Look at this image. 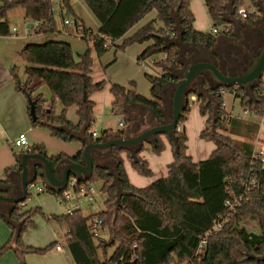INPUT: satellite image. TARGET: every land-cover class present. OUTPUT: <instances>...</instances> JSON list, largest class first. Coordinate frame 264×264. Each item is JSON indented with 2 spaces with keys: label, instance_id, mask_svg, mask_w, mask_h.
Wrapping results in <instances>:
<instances>
[{
  "label": "trees",
  "instance_id": "obj_1",
  "mask_svg": "<svg viewBox=\"0 0 264 264\" xmlns=\"http://www.w3.org/2000/svg\"><path fill=\"white\" fill-rule=\"evenodd\" d=\"M56 1L5 0L0 7V18L4 20L8 11L22 8L28 20L42 24L41 34H57L54 19ZM249 1L252 6L257 7L263 0ZM57 3L63 16L65 11L72 12L71 0H58ZM85 3L100 23L99 33L96 35L86 28L79 18H75L74 23L81 27L82 38L93 42L98 57L121 40L123 42L118 46L119 49L152 42L139 56L140 62L159 53L166 56L160 62L154 60V64L162 68L161 75L146 74L151 83V98L139 94L134 82L129 87L118 84L111 87L113 108L117 113L126 117L124 104L134 103L150 109L158 121L163 122L161 94L166 85H175L182 78V74H176L180 70L178 46L167 42L169 35L175 33L182 43L204 46L208 50L216 46L219 35L202 33L194 28L195 16L190 0H85ZM204 3L213 27L216 28L228 25L225 14L230 3L235 11L234 17H239V9H246L244 0H204ZM153 11L157 14L156 18L126 38ZM256 17L249 15L244 21L252 25ZM10 34L11 29L5 19L0 24V35ZM261 34L252 41L254 49L263 41V33ZM226 35L231 36L232 31ZM20 57L26 64L27 81L24 85L17 82V90L35 104L38 119L33 122L34 127L48 129L52 136L65 142L77 140L79 132H83L85 140L89 142L127 135L124 130H106L100 138L94 139L90 133L95 120V103L91 97L105 86L104 82L96 83L92 78L90 51L82 55L78 62L70 43L53 39L40 43L29 42L21 51ZM243 61L246 60H241L239 56L236 64L226 66L224 63L219 68L225 74L238 75L240 68L235 66L243 64ZM206 82L207 79L203 78L200 86L203 87ZM44 85L52 93L51 102L46 101L42 94L35 95ZM226 90L233 92L234 88ZM235 90V96L241 100L244 109L250 107L257 119L264 114V97L258 90L254 91L255 103L248 101L244 90ZM212 92L216 108L204 95L196 97L200 102L201 115L207 117V127L201 133V138L213 141L216 145L208 160L194 162L187 154L185 123L191 111V104L188 103L174 139L166 137L174 152V162L168 166L166 178L159 179L146 188H136L131 184L121 158V153L128 151L114 147L112 154L118 159L116 173L110 174L107 169L96 166L89 181L81 182L85 186H91L95 181L102 183L101 190L106 197L104 211L89 217L84 216L81 211L72 215L48 217L49 220L66 226V244L75 264H264V167L260 164L255 166L253 159V142L257 139L260 126L258 123L231 119L225 108L221 89ZM57 100L63 106L61 115L55 112ZM71 107L78 108V124L72 123L66 116ZM233 136L249 138L250 142L238 141ZM165 148L162 136H159L152 145V151L161 155ZM144 149L143 147L136 155L130 152L128 155L135 170L141 176L150 178L153 171L149 163L140 156ZM82 151L72 158L64 154L48 157L43 146L32 147V153L45 155L54 165L62 159L80 163ZM8 172L9 169L6 173ZM249 177H254L258 185L246 190L242 183ZM116 184L121 189V194ZM229 190L242 196V203L231 211L225 207L226 200L231 197ZM48 192L58 198L62 195V192ZM36 212L23 211L22 205H18L8 219L2 217L12 233L8 243L0 249V256L15 244L19 250V264H27V255H43L55 248L56 242L46 248L28 247L24 244V234L35 226ZM247 218L257 222L258 231L246 228L244 221ZM96 219L102 221V228L107 231L108 238H94L91 234L90 224ZM221 220L223 228L209 236L204 252L197 254L203 236ZM134 244L138 245L139 260L132 263L130 257ZM111 247L114 251L109 255ZM121 258H124L123 262Z\"/></svg>",
  "mask_w": 264,
  "mask_h": 264
},
{
  "label": "crops",
  "instance_id": "obj_2",
  "mask_svg": "<svg viewBox=\"0 0 264 264\" xmlns=\"http://www.w3.org/2000/svg\"><path fill=\"white\" fill-rule=\"evenodd\" d=\"M202 3L204 6L205 5L204 0H202ZM228 8L229 10L226 12L225 18H227V16L232 17V20L230 21L226 19L228 25L230 24V26H232V33L236 32L237 34L238 30L244 32V35L242 34L241 38H243L245 45H247L251 49L253 47L252 41L255 39V37L257 36L259 37V35H262L261 34L262 32L263 33L262 43H264V3L263 4L259 3L258 15L256 17V20L254 21V24L252 25H249L246 21H244L240 17H234V15H232V12H231L232 10L231 6L229 5ZM191 9L195 15V13H197L196 12L197 10L194 4H191ZM14 10H20V13L13 14ZM202 12L203 11H201L200 13L203 14ZM54 13H55V10H54ZM5 19H7L10 29H12L13 27H17V26H11L12 25L11 22L14 23V22L23 21L24 23H23L22 28L24 27V25L31 26L33 23V21L28 20L25 17V12H24V9L22 8H15V9L8 11L7 17ZM54 19H55V15H54ZM66 20H69L70 22L74 23V21L67 19L63 16L60 26L56 22V27L58 29L57 34L44 33V34H40L38 37H35V39L42 38V37L46 38V40L48 41L56 39V40L68 42L71 44V46H72V43H71L72 40H75V39L82 40L83 39L82 36L78 34V32L82 30L81 27L77 25H70V24L67 25L65 24ZM142 22L136 25L134 29H132L126 35V38L133 35L139 29H141ZM22 28L20 30H22ZM98 28L99 30L97 33H99L100 31L99 22H98ZM90 30H93V29L90 28ZM236 34H233L231 36L220 34L219 35L220 39L218 41V47L213 48L211 50L206 49L204 46L197 47V46H194L193 44H184L180 41L179 36L174 37V38H168L167 40L168 43L175 44L178 46V53H179L178 57L180 60V67H179L180 70L176 71V74L177 75L182 74L181 72L184 69H186L188 66H190L192 62L203 61V58H201L202 54L200 56L201 59L199 58L200 60L193 61V57L197 51L210 53L211 55H215V56L220 55L219 56L220 59L218 61L219 65L220 64L222 65L224 63L226 64V66L229 64H232V65L236 64L238 57L241 56L240 50H237V49L234 50L232 47H231L232 49L227 47V49L224 50L221 46H219V43L221 42L222 43L232 42L234 40L240 39L237 37ZM29 40L25 39L21 35V33H19L18 36L0 35V180H2L0 184H7V183L19 184L20 183V175L22 172V169L20 166V157L26 151L22 148H15L11 142L12 140L16 139V137L20 133H26L27 135L31 137L30 141L32 143V147L36 145L43 146L47 152L48 157H55L61 154H64L71 158L75 157L84 149V146L89 142V140H85L83 132H79L77 134V138H78L77 140L73 142H65L61 139H58L52 136L51 132L48 129L33 126V122L30 117L28 98L24 93L17 90L15 80L13 79L12 74H11L13 62L15 60L19 61V59H21L20 57L21 51L26 46V44L29 43ZM120 42H123V40H121ZM148 43H149L148 45L149 47L152 44V42H148ZM179 43L180 45H178ZM135 46L137 45L133 44L132 46L134 50L135 51L139 50V47H135ZM143 51L139 50L138 56H137L138 58L142 54ZM152 64L153 66L155 65L153 62ZM156 67L159 68L160 66H156ZM144 71H147V69H144ZM161 74H162V71L161 73H157V75L155 76H158ZM209 82H206L203 85V87L198 84L193 85L194 92H192L189 96L190 104L192 102L193 97H198V95L202 94L205 96L208 102L214 104V108L217 107V104L215 102L214 93L212 92L213 90L211 89L210 87L211 85ZM173 91H174V84L170 83L165 86L161 94V102H162L163 111H164V121H163L164 123L169 122L172 118ZM244 92L246 96L248 97V101L250 103L256 102L255 95L249 96L246 93V91ZM101 93L102 92L93 94L91 97L92 101L95 103L94 111L96 112L97 109L99 110V108L102 107L103 111L111 108L112 112H115L113 108L114 96L112 95V93L111 94L108 93L104 96H102ZM143 93L145 96L151 98V95L148 94V92L145 91ZM37 94H39V92H37L35 95ZM199 103L200 102L195 104V106H197L200 111ZM74 108H75V113L77 115V118L72 119V120L69 119V120L74 124H78L79 123L78 108L76 107ZM225 108L228 111L226 103H225ZM124 109L127 113V116L125 117L123 115L124 119H122L120 122L123 121L125 123L124 127L126 129L124 131L126 132L135 130L134 135H136L140 133L141 131L150 127L152 124L159 123L158 119L156 118V115L150 109L142 105H138L134 103L124 104ZM247 111H250V112H247ZM229 114H230L231 119H235L237 121L241 120V121H246L249 123L259 122V120L256 118V116L254 115L250 107H246L245 109L242 107V112L238 114V116H236L237 114H235L234 112H229ZM188 118H189V115H188ZM187 121H189V119ZM120 122H119V126H120ZM206 127H207V121H206ZM185 128H186V133H187L186 124H185ZM205 128L204 129L202 128L203 129L202 131L200 130L201 129L200 128L199 131H201L202 133L205 130ZM11 130H14V132H12ZM262 131H263L262 129L259 130L258 136L261 137L260 133H262ZM90 133H92V135L94 133H97V136L95 137L93 136L94 139H98L101 137L99 130H95L92 132V130L90 129ZM3 138H6V141L8 139V143L4 142ZM236 138H239V137L236 136ZM107 139H110V138H107ZM162 140L164 141L166 145V150L164 151V153H162L161 156H157L149 152V150L152 149V145L154 144L153 142L145 143L144 147L145 148L147 147V148L146 150L144 149L145 151H143L140 154V156L149 163V166L151 170L153 171V176L150 178L141 176L135 170V168L132 166V163L129 159L128 152L121 153V158L124 161V166H125L127 175L129 177V180L131 184L135 186L136 188H140V189L146 188L150 186L152 183H154L155 181L162 179V178H166L168 176V166L174 162V152H173L172 146L170 145L168 138L162 137ZM255 141L256 140H254L253 144L255 143ZM9 144H11L12 148L14 149L13 156H11L9 159H3V157L1 156L5 151H9L8 149ZM215 149H216V145H215ZM215 149L213 150V152L215 151ZM93 155H94V163L96 166H100L102 168L107 169L110 174L116 173L118 159L114 157V155L112 154V149L111 150H95L93 152ZM188 155L193 159L194 162H200V161H204L207 159V157L196 158L190 153L189 149H188ZM69 161L71 160L62 159L58 163L62 162L63 163L62 166H64ZM32 162L34 163V161ZM8 169H9V172L6 173ZM39 178L41 179L40 182L45 188V191H48L45 186L43 177L39 176ZM70 179L78 180L77 178H74V177H71ZM79 182L81 183L82 181H79ZM34 183L32 185H35ZM32 185H30V187ZM0 193H4L5 195H7V193L4 192L3 186L1 185H0ZM38 194H41V193H38ZM58 201H59V198H58ZM82 202H81V206H82ZM11 208H12V205L5 203V202H0V249L6 243H8V241L11 238L12 232L8 228L4 220L2 219V217H5L6 219H8L11 216V214H9V212L11 211ZM88 209L91 210L92 206L89 205ZM81 212L84 214L82 208H81ZM84 216L86 215L84 214ZM89 216H86V217H89ZM104 234L107 235L106 230L103 231V235ZM54 242H56L58 245L59 244L62 245V243L59 241H53L50 244ZM24 244L28 247L31 246V247H36V248H46L47 246L50 245V244L47 245V244L34 243V242H31L30 240H25V239H24ZM18 251L19 250L17 249L16 245L13 244L12 249L8 250L7 252H5L4 255L0 256V264H19L18 253H17ZM52 251L55 253H51V251H49L48 253L43 254V255L29 254L26 256V262L27 264H75L71 256V253H70V258L66 257L67 258L66 259L63 257V255L65 254H63L62 252H57L55 249H52Z\"/></svg>",
  "mask_w": 264,
  "mask_h": 264
},
{
  "label": "rangeland",
  "instance_id": "obj_3",
  "mask_svg": "<svg viewBox=\"0 0 264 264\" xmlns=\"http://www.w3.org/2000/svg\"><path fill=\"white\" fill-rule=\"evenodd\" d=\"M245 1V7L246 9L252 13L253 12V6L251 5L249 0ZM4 0H0V7L3 6ZM191 4L195 5L196 12L195 13V23L194 28L202 33H210L211 28L213 27L212 20L208 14L207 8L205 9V5L203 6L202 0H190ZM71 6H72V12H64V17L67 19H70L72 21L75 20V18H79L81 22L87 27L93 29L94 33L97 35L98 33V21L96 17L93 15V13L90 11L88 6L86 5L84 0H71ZM54 10H55V21L60 26L62 22L63 15L61 13L60 6L55 3L54 4ZM60 11V12H59ZM203 11L201 14L200 12ZM20 13V10H14L13 14ZM201 14V15H200ZM156 12H151L148 14L141 22L142 27H144L146 24H148L151 20L156 18ZM227 20H232V17L227 16ZM22 22H11V26H17L19 29L23 26ZM30 24V23H28ZM140 24V23H139ZM30 27V26H29ZM141 27V28H142ZM236 34L235 33H232ZM244 35V32L238 30L237 37L240 39L234 40L232 42H225V43H219V46H221L224 50L229 47L230 49H237L240 50L241 60L245 58H249V56H253L251 53L250 47L245 45L243 38H241V35ZM235 35V36H236ZM50 38V37H48ZM52 39V38H50ZM218 37V41H219ZM48 41L46 38H32L29 40V42H45ZM72 49L75 56L76 61H80V57L82 55H85L88 51H90L91 58H92V78L93 80H98L96 83L104 82L105 86L102 90L95 92L99 93L102 92L101 95L104 96L108 93L111 94V87L114 84H118L124 87H129L130 83L134 82L136 85L135 90L141 94L142 96L149 98L144 95L143 92H148L152 96L151 93V83L146 76V74L150 76H155L157 73H161L162 68H158L156 66H159L158 64L153 66L152 61L158 60L160 62L164 55L159 53L151 57L150 59H147V71H144V67L141 66V62L138 60V52L139 50H144L146 47H148L149 43L144 44H135L139 47V50L135 51L132 47L133 45L128 46L125 49H119L118 46L122 44V42H118L115 46H112L103 56L98 57L96 50L93 46V42L86 41L84 39L82 40H72ZM218 47V42L214 48ZM232 47V48H231ZM19 59V58H18ZM18 61V60H17ZM16 60L13 62L11 74L13 79L15 80V76H17V80H15L16 88H17V82H19L21 85H24L27 81V76L25 74V62L22 59H19L17 62ZM248 62V61H247ZM239 67V66H238ZM94 81V82H95ZM39 94H42L44 99L48 102H51L53 100V96L51 91L47 86H42L40 90L38 91ZM225 103L227 106V109L229 112H234L237 114H240L242 112L241 107V100L237 99L235 95L231 92H227L224 94ZM55 112L57 115H61L63 112V106L62 104L57 100L55 102ZM66 116L68 119L72 120L77 118V115L75 113V108L71 107L67 110ZM95 120L91 125L92 132L95 130H99L100 134H102L106 130H113L114 132L123 131L126 128L120 127L119 122L124 119V116L120 113L112 112L111 108L106 109L105 111L102 110V107L97 109V111H94ZM189 121H187L186 127H187V137H188V149L190 153L195 156L196 158L201 157H207L206 160L210 158V156L213 154V150L215 149V143L210 140L202 139L201 138V131L206 127V121L207 117L202 116L198 107L191 102V111L189 113ZM201 128V129H200ZM203 128V129H202ZM199 129L201 131H199ZM14 132V130H11ZM261 137H264V132L260 133ZM239 138H236V136H233L234 139L238 141H246L250 142L249 138L238 136ZM29 140H31V137L28 135ZM4 142L8 143V139L6 141V138H3ZM13 141V140H12ZM11 141V142H12ZM31 143V141H30ZM32 145V143H31ZM145 148V147H144ZM147 148V147H146ZM145 148V150H146ZM9 151H5L1 157L3 159H9L11 156H13V148L11 144L8 146ZM144 150V151H145ZM166 150V148H165ZM164 150V151H165ZM164 151L162 153H164ZM150 153H153L152 149L149 150ZM155 154V153H153ZM188 154V150H187ZM157 155V154H155ZM162 155V154H161ZM157 155V156H161ZM40 178L38 177L35 181L36 187H43L42 183L40 182ZM92 188L95 192L94 201H90L87 199H84L82 202V210L86 216L92 215V214H98L104 211V203L106 200L105 195L102 193V183L100 181H95L91 184ZM36 187L33 189H29V196L28 199L22 203V209L23 211H37L34 215V221L35 226L32 228H29L26 233L23 236V240H30L34 243L39 244H47L49 245L53 241H59L62 243V245L65 248V252L63 254V257L70 258V250L66 244V233L67 228L65 225L54 221L49 220L48 217L51 216H63L66 214L65 207L59 204L58 197L55 194H52L48 191H45L44 193L38 194ZM91 205L92 209L89 210L88 206ZM244 225L249 231H258L257 230V222L254 220L247 218L244 221ZM103 238H108L106 234L103 235ZM114 251V248L111 247L108 251L109 255L112 254ZM51 253H55L51 250ZM101 254V251H100ZM68 255V256H66ZM67 259V258H66Z\"/></svg>",
  "mask_w": 264,
  "mask_h": 264
},
{
  "label": "water",
  "instance_id": "obj_4",
  "mask_svg": "<svg viewBox=\"0 0 264 264\" xmlns=\"http://www.w3.org/2000/svg\"><path fill=\"white\" fill-rule=\"evenodd\" d=\"M229 5L231 6V3ZM231 12L232 15L235 14L233 9ZM242 63L239 65L238 75H228L223 73L215 63L206 61L192 62L190 66L181 72L182 78L174 85L172 118L169 122L158 121L159 123L152 124L136 135H134L135 130H133L127 131L125 137L104 139L103 141L92 140L85 145L80 163L69 161L64 166H62V162L54 165L43 154L23 153L20 157L22 169L20 183L0 184L3 186L4 192L7 193V195L0 193V202L12 205L9 212L11 214L16 206L21 205L28 199L30 185L39 176L43 177L47 190L55 193L65 189L71 177L77 178L82 182L89 181L96 167L93 155L95 150H111L115 147L136 155L142 150L145 143H155L159 136L174 139L175 133L179 128L181 116L189 103V96L194 92L193 85L202 84L203 78H206L208 82L210 81L212 90L240 88L246 91L249 96H253L254 90L258 88L260 79L264 74V43H262L254 57L251 56L248 62L243 61ZM235 67H238V65ZM29 104L30 117L32 122H36L38 116L32 99H29ZM118 190L121 194L119 187Z\"/></svg>",
  "mask_w": 264,
  "mask_h": 264
},
{
  "label": "built area",
  "instance_id": "obj_5",
  "mask_svg": "<svg viewBox=\"0 0 264 264\" xmlns=\"http://www.w3.org/2000/svg\"><path fill=\"white\" fill-rule=\"evenodd\" d=\"M5 1V0H4ZM6 1H10V0H6ZM264 1V0H263ZM260 1V4H263L264 2ZM58 2V0H57ZM249 15H258V6L255 7L253 6V12L250 13L247 9L245 8H241L238 11V16L245 20L247 19V17ZM4 20H2V18H0V24L3 22ZM65 24H70V25H76L73 22H70L69 20L65 21ZM41 26L42 24L39 21H33L32 25L29 27L27 25H24V27L22 28V30L18 29V27H13L11 29V34L10 36H18L19 33H21V35L25 38V39H32L35 37H38L41 34ZM232 31V28L228 25L222 26V27H213L211 29V32L214 35H220V34H229ZM78 34L80 36H83V32L82 30L78 32ZM170 38H174L176 37L175 33L174 34H170L169 35ZM164 60L166 59V56H164L163 58ZM153 63H155V61H152ZM141 66L144 67V69H147V64L146 61H141ZM237 88H234V91L231 92L234 95H236V90ZM261 94V96L264 97V74L260 79L259 82V86L257 89ZM222 94H225L229 91L225 89H221ZM192 102L193 104H197L198 100L196 97L192 98ZM250 112V111H247ZM259 120V126L260 129L263 130L264 132V114L258 118ZM125 123L122 121L120 122V127H124ZM93 136H97V133H94ZM254 152H253V159L255 160V166L257 164H260L264 167V137H260L258 136L255 143H254ZM12 145L15 148H22L24 149L26 152L31 153L32 152V145L30 143V140L28 138V135L26 133H20L16 139H14L12 141ZM242 185L244 187H246V190H250V189H254L257 187L258 182L254 177H249L248 179H246L245 181H243ZM36 187L35 185H32L30 187L33 188ZM37 192L38 193H42L45 191L44 187H36ZM62 195L59 198V202L62 206L65 207L66 210V214L68 215H72L74 212L76 211H81V202L84 199H88L90 201L94 200L95 197V192L94 189L92 188V186H85L82 185L78 180L76 179H69L65 189H63L62 191ZM229 194H230V198H228L225 202V207L228 210H234L235 207L239 206L242 203V196H237L235 195V192L232 190H229ZM91 234L93 235L94 238H99L103 236V231L104 229L102 228V221L99 219L94 220L93 222H91ZM223 228V222L222 220L219 222H216V224L213 226V228L206 233L203 238L200 241V244L198 246L197 249V254H201L204 252L205 247L207 245L208 242V238L209 236H211L214 233L219 232L221 229ZM57 252H65V248L62 245H56L54 248ZM139 260V255H138V245L134 244L132 247V253H131V257H130V261L132 263H135ZM124 261V258H121V262Z\"/></svg>",
  "mask_w": 264,
  "mask_h": 264
},
{
  "label": "flooded vegetation",
  "instance_id": "obj_6",
  "mask_svg": "<svg viewBox=\"0 0 264 264\" xmlns=\"http://www.w3.org/2000/svg\"><path fill=\"white\" fill-rule=\"evenodd\" d=\"M263 42V41H262ZM261 45H262V43H261ZM260 45V46H261ZM260 46L259 47H257L256 49H254L253 47H254V45H253V47L251 48V53H252V55H256L257 53H258V50H259V48H260ZM201 54H202V56H204V57H202L201 56ZM200 56H201V58H203V61H207V62H212V63H215L216 65H218L219 66V64H218V61H219V56H215V55H211L210 53H206V52H199V51H197L196 53H195V55H194V57H193V61H198V60H200L201 58H200ZM200 58V59H199ZM250 58H251V56H249V58H245V60H246V62L247 61H249L250 60Z\"/></svg>",
  "mask_w": 264,
  "mask_h": 264
}]
</instances>
